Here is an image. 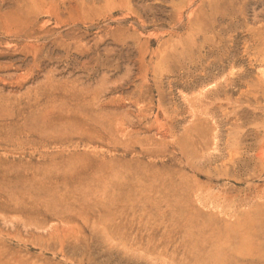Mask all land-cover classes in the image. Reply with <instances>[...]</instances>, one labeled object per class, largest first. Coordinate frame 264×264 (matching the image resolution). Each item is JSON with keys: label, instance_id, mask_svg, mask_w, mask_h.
I'll return each mask as SVG.
<instances>
[{"label": "rangeland", "instance_id": "rangeland-1", "mask_svg": "<svg viewBox=\"0 0 264 264\" xmlns=\"http://www.w3.org/2000/svg\"><path fill=\"white\" fill-rule=\"evenodd\" d=\"M0 264H264V0H0Z\"/></svg>", "mask_w": 264, "mask_h": 264}]
</instances>
